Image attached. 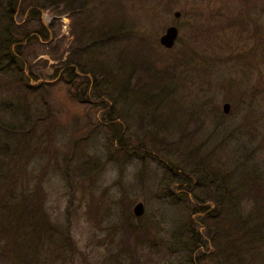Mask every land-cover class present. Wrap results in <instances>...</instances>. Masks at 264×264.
Masks as SVG:
<instances>
[{
  "label": "rangeland",
  "instance_id": "rangeland-1",
  "mask_svg": "<svg viewBox=\"0 0 264 264\" xmlns=\"http://www.w3.org/2000/svg\"><path fill=\"white\" fill-rule=\"evenodd\" d=\"M102 1L85 16L84 30L101 42L79 59L99 74L95 93L86 88L90 73L71 82L80 73L64 66L74 39L67 0H30L37 22L19 46L4 26L9 14L19 25L27 12L0 0V225H14L18 212H10L40 177L48 227L35 236L18 222L9 236L26 262L206 264L212 247L200 218L213 206L195 185L191 151L229 174L225 186L264 190V0ZM113 26L130 43L140 35L150 42L105 43ZM169 26L178 34L165 49L158 38ZM143 71L155 79L137 83ZM189 116L198 117L199 129L190 143H178L183 129L195 127ZM136 203L140 216L132 214ZM246 226L240 254L247 264H264V210ZM15 258L7 250L0 264H23Z\"/></svg>",
  "mask_w": 264,
  "mask_h": 264
},
{
  "label": "trees",
  "instance_id": "trees-1",
  "mask_svg": "<svg viewBox=\"0 0 264 264\" xmlns=\"http://www.w3.org/2000/svg\"><path fill=\"white\" fill-rule=\"evenodd\" d=\"M12 2L13 4L17 3L22 13L27 12L25 18L19 25L13 23L9 14L8 21L4 26V33H6V35L12 34L14 36V39L11 42L19 46L22 44L23 40L27 38V32L30 28V25L37 22L36 20H34L35 22L33 23L31 21L33 15L37 12V9L30 8V6L32 5L30 3V0H12ZM102 5V0H67L66 3V11L70 14L74 22V39L73 49L70 51L66 61L64 62V66H75L80 73V75L71 73V82H74V80H82L85 74L90 73L92 82L87 83L86 88H89L90 91L95 93L98 90L99 79H97V76H99V74L86 71L84 69V66L79 63V59L80 57H82L85 50L87 51L88 46L97 44V42H101V40H97L96 42L95 40L91 39V41L90 39L85 38L84 30L86 29L85 16H92V14L95 13L97 9L102 7ZM236 19L237 18H234V21ZM42 30L43 34H45V29ZM122 30L123 29L121 27L113 26V33H111L110 31H106L107 33L104 37L105 43L123 44L124 42H128L130 44L129 46L142 47L143 40L150 42L149 37L140 35L137 40H132L130 43L129 40L131 39V36L126 34ZM140 41L142 42V45L140 44ZM154 42H156V39H154ZM145 46L143 47L145 48ZM252 50L253 49H250V52H248V54H251ZM239 56H241V54H239ZM13 58L14 56H11V58H9V61H12ZM259 59H264V55H259ZM250 62L251 60L247 61V63ZM81 74L83 76H81ZM241 74L244 79H247L245 72L241 71ZM136 78L137 83H139V81L140 83L141 81L152 82V79H155L152 73L148 74L146 71H143L142 74H137ZM18 80L19 84L27 89L28 81L22 72L20 73ZM39 86L48 87L47 84H39L36 87ZM84 87H82V85L80 84L78 86V89L83 88L82 90H84ZM258 92L259 90L257 89V87L253 89V93ZM262 93H264V90L262 91ZM78 96L79 93H77L76 95L74 94L75 98H77ZM76 101H78V98ZM78 102L86 105L87 99H79ZM189 118L195 123V127H192L191 129H183V133L177 140L178 143H183L185 139H187L190 143L199 129L198 124L201 121L198 119V117L194 119L192 118V116H189ZM154 132L155 138L157 136V129H155ZM182 136L184 137L183 140ZM185 145L188 146L189 144H184L182 146L185 151H183L184 153L188 151V147ZM208 157L209 156L200 154L197 151V148L194 151L192 150L190 153L191 161H193L192 174L195 178V185L198 187H204L205 198L208 199L213 206V209L210 210V212H208L204 217L200 218V221L205 228V235L212 247V250L208 255V263L206 264H247L240 254V249L242 250V247L244 246L243 244L248 240V235L250 233V230L252 229V227L246 226L247 221L250 220V217L252 215H256L264 210V190L260 188L261 185L258 183H253L246 190H241L240 188H236V186H225V184H228L230 182L229 174L217 172L210 164ZM40 183L41 178L39 177L32 192H28L29 194L24 195L21 201L17 205H15L14 209L10 212H18L16 216H13L14 225H0V235H7H4L5 241H2V244L0 245V257H6L7 250H10L11 256H16V261H22L23 264H30V262H26V259L28 257L27 255L23 254L21 244L15 243L12 238H9V236L13 233V231L17 230L21 226V224L19 223L22 222L29 223V225L26 224V226L28 228H31V232L36 233L35 236L40 235L43 231V228L48 227L46 214L43 210V195ZM244 206H247L249 209L246 215H243L242 213V209ZM4 216L5 215H3L2 217ZM241 239H244V241ZM66 240L69 244L72 245V241L70 238L67 237ZM130 252L133 253L134 251ZM25 253H28V251H26ZM57 259L60 263L64 264V257L57 256ZM49 264H56V262L52 261Z\"/></svg>",
  "mask_w": 264,
  "mask_h": 264
},
{
  "label": "water",
  "instance_id": "water-1",
  "mask_svg": "<svg viewBox=\"0 0 264 264\" xmlns=\"http://www.w3.org/2000/svg\"><path fill=\"white\" fill-rule=\"evenodd\" d=\"M173 16L177 18L179 16L178 12H174ZM177 29L174 26H169L165 29L164 33L159 36L158 43L161 47L165 49H170L177 37ZM222 113L227 114L229 111V105L227 103H224L221 107ZM132 214L134 216H140L142 214V206L140 203H136L132 208Z\"/></svg>",
  "mask_w": 264,
  "mask_h": 264
}]
</instances>
